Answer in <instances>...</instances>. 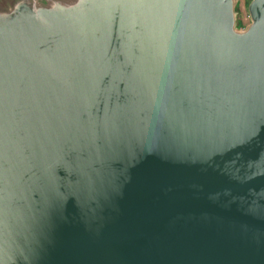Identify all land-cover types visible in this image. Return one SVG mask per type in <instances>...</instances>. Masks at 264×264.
Masks as SVG:
<instances>
[{
    "label": "water",
    "instance_id": "obj_1",
    "mask_svg": "<svg viewBox=\"0 0 264 264\" xmlns=\"http://www.w3.org/2000/svg\"><path fill=\"white\" fill-rule=\"evenodd\" d=\"M244 8L0 0V264H264V0Z\"/></svg>",
    "mask_w": 264,
    "mask_h": 264
},
{
    "label": "built area",
    "instance_id": "obj_2",
    "mask_svg": "<svg viewBox=\"0 0 264 264\" xmlns=\"http://www.w3.org/2000/svg\"><path fill=\"white\" fill-rule=\"evenodd\" d=\"M244 2H245V0H237V12H238V15H240L239 14V12H240L239 9L242 10L243 13H244V18L240 17L242 21L246 19Z\"/></svg>",
    "mask_w": 264,
    "mask_h": 264
},
{
    "label": "rangeland",
    "instance_id": "obj_3",
    "mask_svg": "<svg viewBox=\"0 0 264 264\" xmlns=\"http://www.w3.org/2000/svg\"><path fill=\"white\" fill-rule=\"evenodd\" d=\"M239 11H240V12H239V14H240V15H239V17H242V18H244V13H243V11H242V10H240V9H239ZM239 23H241V22H239Z\"/></svg>",
    "mask_w": 264,
    "mask_h": 264
}]
</instances>
